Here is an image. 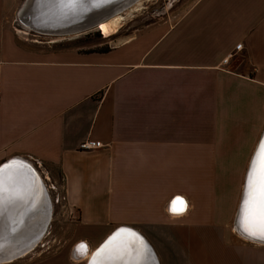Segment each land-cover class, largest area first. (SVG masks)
Instances as JSON below:
<instances>
[{"label":"crops","instance_id":"obj_1","mask_svg":"<svg viewBox=\"0 0 264 264\" xmlns=\"http://www.w3.org/2000/svg\"><path fill=\"white\" fill-rule=\"evenodd\" d=\"M15 8L0 0V165L32 161L62 188L79 241L52 257L82 264L80 244L126 227L158 264H264L232 230L264 129V0H196L91 51L22 40Z\"/></svg>","mask_w":264,"mask_h":264},{"label":"water","instance_id":"obj_2","mask_svg":"<svg viewBox=\"0 0 264 264\" xmlns=\"http://www.w3.org/2000/svg\"><path fill=\"white\" fill-rule=\"evenodd\" d=\"M138 1L79 0L73 3L71 0H25L17 13V18L23 28L36 34L65 37L95 30L104 19L119 16ZM262 137H264V129L258 143ZM258 143L244 176L240 201L233 220V232L243 241L264 246V240L249 236L238 225L246 179ZM10 161L23 162L25 167L21 187L17 189L19 199L6 204L4 213L0 216V264L15 261L31 252L45 235L52 218L51 200L37 168L21 158H11L1 165H6ZM121 229L124 231L120 232ZM117 233L119 235L108 249L96 257L97 261L103 264L115 255L118 248L127 246L123 255L115 258L114 264L133 260H141L140 264H158L157 257L148 242L136 231L126 227L114 229L92 252L86 264H89L93 254ZM129 233H134L135 236Z\"/></svg>","mask_w":264,"mask_h":264},{"label":"rangeland","instance_id":"obj_3","mask_svg":"<svg viewBox=\"0 0 264 264\" xmlns=\"http://www.w3.org/2000/svg\"><path fill=\"white\" fill-rule=\"evenodd\" d=\"M195 1L196 0H139L124 13L112 18L113 20L118 19L119 21L112 32L103 33L100 29L96 28L95 30L87 31L79 35L50 37L36 34L22 27L17 18V13L25 0H16V8L11 19V24L15 30L14 32L22 40L36 41L47 47L79 48L88 51L108 50L110 47L126 41L140 31L150 28L155 24L164 22L171 24L175 22L176 19L179 18L180 15ZM28 162L37 168L38 173L44 180L51 200L52 218L45 235L42 237L38 245L27 255L17 259L18 263L63 264L61 263V258L52 256L56 255V253H61L63 248L69 250L75 242L79 241L78 237L74 238L72 236L75 225L74 219L76 217H74L73 214H70L69 210H67V207L64 205L62 188L53 185L51 180L46 178V175L40 166L32 161ZM94 249L95 248L91 249V251ZM72 259L75 260L74 256H72ZM83 260L84 259L81 261ZM82 264H84V262H82Z\"/></svg>","mask_w":264,"mask_h":264},{"label":"snow or ice","instance_id":"obj_4","mask_svg":"<svg viewBox=\"0 0 264 264\" xmlns=\"http://www.w3.org/2000/svg\"><path fill=\"white\" fill-rule=\"evenodd\" d=\"M71 2L75 3L79 0H71ZM24 167L23 162L19 161H10L6 165H0V216L3 215L6 204L19 199L17 189L21 187ZM186 206L183 198L177 197L173 200L170 210L179 213ZM238 225L249 236L264 240V137L259 141L257 151L250 164ZM123 231V229L120 230V232ZM129 234L135 236L134 233ZM118 235L119 233L114 234L101 249H98L89 264H101L96 257L106 251ZM126 249L127 246L118 248L115 255L104 261L103 264H114L115 258L122 256ZM86 250L87 245L83 243L77 247L78 254H83ZM124 264H140V262L125 261Z\"/></svg>","mask_w":264,"mask_h":264},{"label":"bare ground","instance_id":"obj_5","mask_svg":"<svg viewBox=\"0 0 264 264\" xmlns=\"http://www.w3.org/2000/svg\"><path fill=\"white\" fill-rule=\"evenodd\" d=\"M118 19H104L99 25H98V27H97V29H100L103 33H109V32H112L113 30H114V28L117 26V24H118ZM179 213H181V212H179ZM88 247V246H87ZM87 253L85 254V255H82L81 257H78L77 259H75V260H77V261H81L82 259H84V261H86V263H87V261H88V259H89V257H90V255L92 254V252L94 251V250H92V251H90V249L88 248L87 249ZM76 258V257H75ZM136 260H138V259H136ZM83 261V262H84ZM133 261H135V260H133ZM122 262H125V261H122ZM139 262H141V260L139 261ZM124 264V263H123Z\"/></svg>","mask_w":264,"mask_h":264},{"label":"built area","instance_id":"obj_6","mask_svg":"<svg viewBox=\"0 0 264 264\" xmlns=\"http://www.w3.org/2000/svg\"><path fill=\"white\" fill-rule=\"evenodd\" d=\"M241 47H242L241 44L236 45L235 47L236 51L240 50ZM227 61H228V58L223 60L224 63H227ZM103 146L104 145L99 141L84 140L79 144L78 148L79 150H82V151H89V150H97V149L103 148Z\"/></svg>","mask_w":264,"mask_h":264}]
</instances>
